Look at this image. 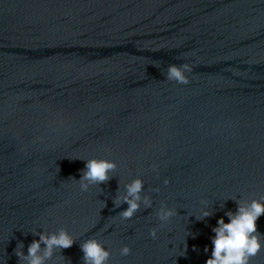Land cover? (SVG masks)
I'll return each instance as SVG.
<instances>
[{"label": "clouds", "instance_id": "9594fccd", "mask_svg": "<svg viewBox=\"0 0 264 264\" xmlns=\"http://www.w3.org/2000/svg\"><path fill=\"white\" fill-rule=\"evenodd\" d=\"M192 67L188 63L180 66L175 64L169 65L166 77L170 81H176L179 84H188L189 78L186 73L191 72ZM117 164L115 161L104 158H91L85 161V168L81 170L79 183L80 190L86 192L92 185L107 184L111 179L110 173L115 172ZM155 169V166H153ZM75 179V178H73ZM76 180V179H75ZM168 183L167 180L164 181ZM126 191L123 196H116L113 204L119 207L121 204H127V208L119 213L122 220L131 219L141 208V204L145 208L152 206L150 196H142L144 182L141 178H136L126 186ZM159 192V189H154ZM237 209L235 212L227 211L225 216L228 217V222H225L223 217L219 218L217 225L212 228L215 234L211 238V255L206 260V264H251L252 258L257 256L264 249V241L258 230L257 221L264 215V200L253 199L250 203H245L242 200H236ZM213 213L208 210L202 211V220L210 217ZM177 215L175 209L162 204L156 213L158 220L161 222L159 227H164L172 217ZM156 227L149 230V235L157 238ZM34 235L39 239H34L27 249V255L22 248L14 250L15 255L21 261H26L27 264H45V261L51 258L53 249H68L75 243L71 234L61 229L58 233L45 234L37 232ZM45 245V249L41 254V244ZM83 253L84 264H108L111 253L104 245L95 238H89L80 245ZM187 250V249H186ZM208 248H205V252ZM131 253V248L127 245L120 249L122 256H127Z\"/></svg>", "mask_w": 264, "mask_h": 264}]
</instances>
